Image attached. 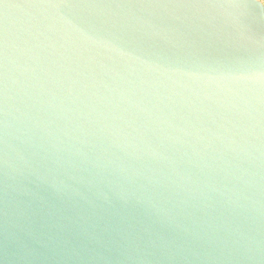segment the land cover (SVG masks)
Returning <instances> with one entry per match:
<instances>
[{"label":"water","instance_id":"1","mask_svg":"<svg viewBox=\"0 0 264 264\" xmlns=\"http://www.w3.org/2000/svg\"><path fill=\"white\" fill-rule=\"evenodd\" d=\"M0 264H264L258 0H0Z\"/></svg>","mask_w":264,"mask_h":264},{"label":"crops","instance_id":"2","mask_svg":"<svg viewBox=\"0 0 264 264\" xmlns=\"http://www.w3.org/2000/svg\"><path fill=\"white\" fill-rule=\"evenodd\" d=\"M258 1H260L261 3H262V0H258ZM262 5H263V7H264V4L262 3Z\"/></svg>","mask_w":264,"mask_h":264},{"label":"rangeland","instance_id":"3","mask_svg":"<svg viewBox=\"0 0 264 264\" xmlns=\"http://www.w3.org/2000/svg\"><path fill=\"white\" fill-rule=\"evenodd\" d=\"M260 2V1H259ZM262 3L264 4V0H262Z\"/></svg>","mask_w":264,"mask_h":264}]
</instances>
